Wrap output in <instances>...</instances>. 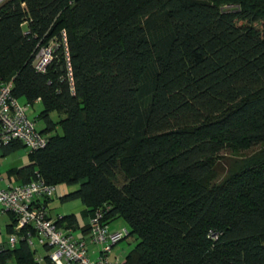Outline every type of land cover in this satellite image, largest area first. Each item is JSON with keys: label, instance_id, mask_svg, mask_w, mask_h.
Listing matches in <instances>:
<instances>
[{"label": "trees", "instance_id": "trees-1", "mask_svg": "<svg viewBox=\"0 0 264 264\" xmlns=\"http://www.w3.org/2000/svg\"><path fill=\"white\" fill-rule=\"evenodd\" d=\"M61 31L69 72L62 44L36 72L37 44ZM4 82L39 102L46 137L6 177L76 186L59 201L82 204L81 232L96 211L120 219L135 242L118 264H264V0H3ZM222 152L236 158L224 172ZM52 196L46 218L76 229L48 217ZM27 230L0 264H39Z\"/></svg>", "mask_w": 264, "mask_h": 264}, {"label": "built area", "instance_id": "built-area-1", "mask_svg": "<svg viewBox=\"0 0 264 264\" xmlns=\"http://www.w3.org/2000/svg\"><path fill=\"white\" fill-rule=\"evenodd\" d=\"M3 0H0L2 2ZM57 43L52 39L45 45L37 44L34 54V70L43 73L52 60L54 50L63 45L66 68L69 72L66 52L65 33L60 32ZM11 82L0 84V147L11 142H18L27 153L44 147L45 135L35 128V121L26 116L27 106H21L11 96ZM54 188L37 178L20 186L0 188V212L10 213L15 218L13 231L8 234L6 244L12 248L17 240V231L21 228L31 229L25 233V242L29 247L46 246V256L50 264H118L119 259L110 260L109 252L117 241L126 234L125 229L109 232L101 222V213L96 211L88 222V239L96 247V257L90 258L83 241L73 238L69 229H63L46 218L41 206L43 199L53 195ZM23 238L22 235L19 236ZM215 237V236H214ZM41 259L37 258V261Z\"/></svg>", "mask_w": 264, "mask_h": 264}, {"label": "rangeland", "instance_id": "rangeland-1", "mask_svg": "<svg viewBox=\"0 0 264 264\" xmlns=\"http://www.w3.org/2000/svg\"><path fill=\"white\" fill-rule=\"evenodd\" d=\"M17 103L22 104V102L20 100L17 101ZM39 105V104H38ZM27 113L26 116L28 119L33 120V118L38 114V112L40 111V105L39 106H27ZM49 118L52 121L57 120V116L55 113H51L49 115ZM42 127V123L38 120H35V128L36 130L41 129ZM57 134L60 133V131L58 129H56L55 131ZM256 150L252 149L250 151L247 152H239L238 155L236 154L235 157H243V156H248L250 155L252 152H254ZM26 149L25 148H20L18 150H16L15 152L9 154L6 157L0 158V178H3V182L0 181V188H5L7 186L6 182L4 181L5 178V170L7 168H11V167H20L26 164L27 162V158H26ZM220 156L222 157L221 159H219V163L221 165V168L224 172L225 170V166H228L227 164H229L230 166L233 164L234 161H236V158L229 154L228 152H222L220 154ZM76 189V186H65V185H59L55 187V192L52 196V198L50 199L49 202V209H50V214L52 217L56 216L59 217L57 215L61 214V212L66 211V212H75L72 211L73 209L70 210V208L72 207V205H75L74 203H77L78 201L73 200V201H68V202H60L59 198L63 195L64 193H68L71 192L73 190ZM77 205V204H76ZM70 210V211H69ZM55 218V217H54ZM6 222V218L4 216L0 217V239L4 240L5 239V231H4V224ZM110 227V229H126L125 224L120 220V219H115L112 220L111 222H109V224L107 225ZM115 232V231H114ZM73 235V234H72ZM134 237H125L122 238L121 240L117 241L115 244H113L109 255L111 257L115 256V258L119 259V261L122 259V257H124V255L128 252V250L133 246L134 244ZM40 252V250H38Z\"/></svg>", "mask_w": 264, "mask_h": 264}, {"label": "crops", "instance_id": "crops-1", "mask_svg": "<svg viewBox=\"0 0 264 264\" xmlns=\"http://www.w3.org/2000/svg\"><path fill=\"white\" fill-rule=\"evenodd\" d=\"M19 104V103H18ZM39 104V102H34L33 104H32V106H34V105H36V106H39L38 105ZM19 105H21V106H24L23 104H19ZM28 109V108H27ZM40 109H41V106H40ZM27 111L28 110H26V113H27ZM6 157V156H5ZM3 158V157H2ZM26 164H27V162H26ZM25 164V165H26ZM24 166V165H23ZM20 167H22V166H20ZM11 168H14V167H11ZM11 168H7L6 170H5V173H6V171H8L9 169H11ZM16 168H19V167H16ZM3 180V178L1 179L0 178V181H2ZM4 181L6 182V184H7V186L6 187H13V186H17L19 183H17V181L13 178V177H10V178H7L6 177V175H5V178H4ZM3 182V181H2ZM5 187V188H6ZM65 193L63 192V195H64ZM76 201H78V200H76ZM50 202V201H49ZM49 202L46 204V210L48 211L47 212V214H48V217L50 218V219H54V217H56V216H54V217H52L51 216V214H50V209H49ZM75 205H72V207L70 208V210L71 209H73L72 211H75V212H72V213H70V212H66V211H63V212H61V214H59V215H57V216H67V215H69V214H71V215H73L74 216V219L76 220V229H73V230H71V234H73L72 236H73V238H75L76 240H81V241H83L84 242V244H85V246H86V248H87V251L89 252V257L90 258H94V257H96V247L92 244V243H90L89 242V239H88V235H87V233L86 232H81V230H80V227L81 226H83L84 224H85V222H86V220L84 219L85 217H86V215H85V213H83L84 212V209H83V206H82V204L78 201L77 203H74ZM77 204V205H76ZM69 210V211H70ZM2 216H4L5 218H6V222H5V224H4V231L6 230L5 228H6V226L9 224V217L6 215V214H2L1 212H0V217H2ZM107 229H108V231L109 232H114V231H119V229H110V227L109 226H107ZM121 230V229H120ZM7 237H8V233L5 231V239L4 240H1L0 239V246H5L6 245V240H7ZM34 250H35V252H34V258H35V260H37V258H39V259H41L40 261H39V264H46L42 259V257L44 256V254H45V252H46V248L45 247H43V246H35L34 248H33ZM38 250H40V252L38 251ZM108 258L110 259V260H114L115 259V256H113V257H111L110 255L108 256ZM118 258V257H117ZM123 258V257H122Z\"/></svg>", "mask_w": 264, "mask_h": 264}]
</instances>
